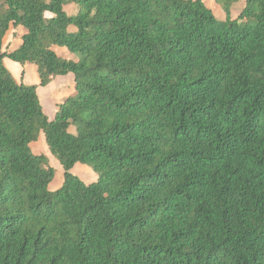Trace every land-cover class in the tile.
I'll use <instances>...</instances> for the list:
<instances>
[{
  "label": "trees",
  "instance_id": "obj_1",
  "mask_svg": "<svg viewBox=\"0 0 264 264\" xmlns=\"http://www.w3.org/2000/svg\"><path fill=\"white\" fill-rule=\"evenodd\" d=\"M214 1L225 20L204 0H0V264H264V0ZM69 74L50 120L38 88Z\"/></svg>",
  "mask_w": 264,
  "mask_h": 264
},
{
  "label": "rangeland",
  "instance_id": "obj_2",
  "mask_svg": "<svg viewBox=\"0 0 264 264\" xmlns=\"http://www.w3.org/2000/svg\"><path fill=\"white\" fill-rule=\"evenodd\" d=\"M204 2L206 3V5L210 9H212V11L214 12L215 16L218 19L225 20L226 15H225L224 11L222 10V8L220 6H218L215 3L214 0H204ZM245 4H246L245 0H240L237 4H235L231 10L232 17L236 18L241 13L242 9L245 7ZM65 7H66V12L68 14H70V15L76 14L77 10H76V6L74 4H69V5H66ZM19 30L20 29H14L8 35V38L6 39L5 44H4L5 45L4 46L5 51L11 52V51H13V49H16V47H18L19 35H20ZM54 50L56 51L58 56L61 58L73 59L75 61L79 60V57L77 55L71 54L65 48L54 47ZM4 65L12 73L13 77L19 83L22 82L25 85H34V84H36V82L39 81V75H38L37 67L34 65H28L25 68V70H26L25 73L20 71L18 68L17 69L13 68V66L17 65V66H19V68L22 69V67H21L22 65L17 64L8 58H6L4 60ZM67 76L68 77H65L64 80L68 81V82H66L63 86H60L59 83L56 81L55 85L51 88V92H49V93H52L53 100H57L63 95H65V96L62 97V100L64 98L68 99L66 97H69V96L72 97V96H74L73 93H76L75 87H74V75L69 74ZM69 82H71L73 84L72 85L73 88L68 90L69 87H67L68 89L65 88V89L61 90L62 87L69 86V84H70ZM41 89H42L41 92L45 91V88H41ZM40 100H41V98H40ZM41 103H42L45 114L48 116V118L50 120H53L55 118L54 111L56 108H58V106H55V105L52 106L51 104L49 105L48 101L46 99L41 100ZM31 148H32V151L35 155L47 156V158L49 160L48 166L52 167L56 172L55 179L50 186V190L51 191L58 190L64 182V169H63L62 165L60 164V162L54 156H52V154L50 153V150L47 146V143L45 141V137L43 134L40 135L37 142L31 144ZM72 173L75 176H77L81 181H83L85 184L93 183V182L97 181V178H98V175L90 167L82 165V164H77L74 167V169L72 170Z\"/></svg>",
  "mask_w": 264,
  "mask_h": 264
},
{
  "label": "crops",
  "instance_id": "obj_3",
  "mask_svg": "<svg viewBox=\"0 0 264 264\" xmlns=\"http://www.w3.org/2000/svg\"><path fill=\"white\" fill-rule=\"evenodd\" d=\"M65 10H66V7H65ZM76 10H77V8H76ZM77 13V12H76ZM70 15V14H69ZM75 15V14H74ZM46 17L48 18V19H50V18H52L53 16L51 15V14H47L46 15ZM234 18V17H233ZM14 29H20L19 31V44H18V47H16V49H18L20 46H21V44H22V36L24 35V33L26 32V30L23 28V27H19V28H15V27H11L10 28V30L8 31V33L6 34V36H5V39H4V44H5V41H6V39L8 38V35L11 33V31L12 30H14ZM5 46V45H4ZM16 49H13V51L14 50H16ZM54 49V48H53ZM13 51H11V52H13ZM73 60V59H72ZM28 65H26V66H21L22 67V69L21 68H19V66H17V65H15V66H13V68H15V69H19L20 71H22V72H26V70H25V68L27 67ZM65 77H68V76H59V77H56V78H54L53 80H52V82L47 86V87H45V91L44 92H41L42 91V89L41 88H43V87H39L38 88V94H39V97L41 98V100H43V99H46L47 101H48V104L50 105H55V106H58L59 104H61L63 101H64V99L62 100V97L63 96H65V95H63V96H61L59 99H57V100H53V95H52V93H49V92H51V88L55 85V83H56V81L59 83V85L60 86H63L66 82H68V81H65L64 79H65ZM20 83H22V82H20ZM39 83H40V79H39V81L38 82H36V84H34V85H39ZM70 84H69V86H66V87H62V89L61 90H63V89H68L67 87H69V89L68 90H70V89H72L73 88V84L71 83V82H69ZM74 87H75V79H74ZM50 94V95H49ZM75 93H73V95H74ZM70 97V96H69ZM69 97H66V98H69ZM55 109V108H54ZM58 108H56L55 109V111H54V113H55V116H56V114H57V112H58Z\"/></svg>",
  "mask_w": 264,
  "mask_h": 264
}]
</instances>
